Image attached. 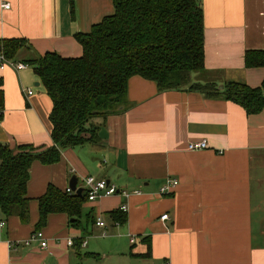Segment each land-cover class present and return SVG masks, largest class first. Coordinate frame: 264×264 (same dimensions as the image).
Instances as JSON below:
<instances>
[{
    "label": "crops",
    "instance_id": "crops-1",
    "mask_svg": "<svg viewBox=\"0 0 264 264\" xmlns=\"http://www.w3.org/2000/svg\"><path fill=\"white\" fill-rule=\"evenodd\" d=\"M202 5L206 74L200 82L260 87L264 68H246L245 54L264 49V0H202ZM114 12L113 0H0V40H28L31 49L21 51L13 60L17 64L27 66L26 60L49 52L78 58L83 48L75 35L89 33ZM0 85L5 95L0 144L12 150L50 148L52 102L34 68L6 66ZM127 103L125 113L92 122L99 144L67 149L57 164L33 163L29 222L0 212V222H6L0 264H264V110L247 115L234 102L197 92L161 93L141 77L129 80ZM202 140L207 150L189 151V143ZM87 177L140 194L86 201L81 228L71 227L65 214L51 215L41 230L48 248L25 246L48 187L66 191L76 178L77 189L84 190ZM168 179L178 185L162 196ZM124 204L127 221L119 225L111 215ZM165 214L167 222L161 221ZM98 218L106 228L96 225ZM10 243L18 246L11 249Z\"/></svg>",
    "mask_w": 264,
    "mask_h": 264
},
{
    "label": "trees",
    "instance_id": "trees-1",
    "mask_svg": "<svg viewBox=\"0 0 264 264\" xmlns=\"http://www.w3.org/2000/svg\"><path fill=\"white\" fill-rule=\"evenodd\" d=\"M115 12L106 16L87 34H76L83 48L78 58L49 52L26 60L41 79L52 102L49 120L53 145L42 149L20 146L16 150L0 144V212L23 224L30 219L28 183L35 161L53 165L67 149L99 144L97 118L106 120L128 111L127 87L132 77L156 83L159 92L190 91L206 99L231 101L247 115L264 110V80L252 88L241 82H200L205 68V15L202 0H113ZM27 39L0 40V51L16 60ZM248 69L264 68V49L245 54ZM199 76L196 83L193 75ZM203 77V78H202ZM5 95L0 85V110ZM3 113L0 114V121ZM82 195H70L49 186L38 199L39 220L35 232L46 227L48 218L65 214L73 228H81ZM114 222L127 221L121 211L112 213ZM147 241L150 239L147 238ZM82 244V243H81ZM151 247L149 244L148 253Z\"/></svg>",
    "mask_w": 264,
    "mask_h": 264
},
{
    "label": "built area",
    "instance_id": "built-area-1",
    "mask_svg": "<svg viewBox=\"0 0 264 264\" xmlns=\"http://www.w3.org/2000/svg\"><path fill=\"white\" fill-rule=\"evenodd\" d=\"M3 8L9 9L10 5L5 4L3 5ZM6 66H11L16 68L17 70H23L26 69L27 66L25 64H17L13 60H9L5 57L3 51H0V69H5ZM29 95H32V91L28 92ZM3 111L0 110V114H2ZM208 142L207 140L202 141H194L189 143L188 149L191 152L194 151H203L208 149ZM84 190L83 193L87 197V201L94 202L102 197H111L116 195H121L125 199H129L132 195H139L140 192H134L132 194L119 190L115 185L111 184V182L105 180V179H97L95 177H87L84 181ZM178 185V182L176 180H167L166 184L161 188L160 193L162 195L170 194L173 189ZM66 193L70 195H77L76 192H73L70 188L66 189ZM120 211L123 214H128L129 206L127 204L122 205L120 208ZM161 220L166 222L170 220V216L168 214H165L161 217ZM118 224V223H117ZM96 225L100 228H106V224L102 218H98L96 221ZM6 226V222H0V229L4 228ZM134 242V241H132ZM33 243H38L40 245V248L47 249L48 248V240L46 239L44 233L42 231L34 232L30 238L24 242L25 246H30ZM69 246H74V243L72 240L68 241ZM16 246H18L17 243H10V248L14 249Z\"/></svg>",
    "mask_w": 264,
    "mask_h": 264
},
{
    "label": "water",
    "instance_id": "water-1",
    "mask_svg": "<svg viewBox=\"0 0 264 264\" xmlns=\"http://www.w3.org/2000/svg\"><path fill=\"white\" fill-rule=\"evenodd\" d=\"M77 179L76 178H73L70 182V189L73 191V192H76L77 195H82L83 193V190L82 189H77Z\"/></svg>",
    "mask_w": 264,
    "mask_h": 264
},
{
    "label": "rangeland",
    "instance_id": "rangeland-1",
    "mask_svg": "<svg viewBox=\"0 0 264 264\" xmlns=\"http://www.w3.org/2000/svg\"><path fill=\"white\" fill-rule=\"evenodd\" d=\"M32 68H33V67H32ZM194 77H197V78H199V76H198L197 74H194V75H193V77H192V79H194ZM194 82L196 83V82H197V80H196V79H194ZM96 128H98V127H96ZM168 180H173V179H168ZM176 181H177V180H176ZM166 182H167V181H166ZM166 182H165V184H166ZM177 182H178V181H177ZM165 184H164V185H165ZM164 185H163V186H164ZM163 186H162V187H163ZM176 187H177V186H176ZM176 187H175V188H176ZM175 188H174V189H175ZM174 189H173V191H174ZM119 190H120V189H119ZM160 190H161V189H160ZM121 191H122V190H121ZM173 191H172L170 194H166V195H162L161 193H160V194H161L162 196H168V195H171V194H173ZM121 207H122V206H121ZM161 217H162V216H161ZM161 221H162V220H161ZM163 222H164V221H163ZM166 222H167V221H166ZM119 225H120V224H119Z\"/></svg>",
    "mask_w": 264,
    "mask_h": 264
}]
</instances>
